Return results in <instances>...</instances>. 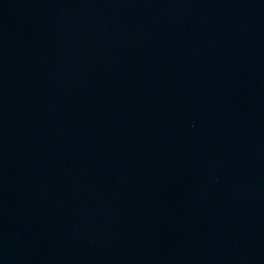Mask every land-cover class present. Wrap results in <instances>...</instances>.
<instances>
[{
  "label": "water",
  "instance_id": "1",
  "mask_svg": "<svg viewBox=\"0 0 264 264\" xmlns=\"http://www.w3.org/2000/svg\"><path fill=\"white\" fill-rule=\"evenodd\" d=\"M0 264H264V0H0Z\"/></svg>",
  "mask_w": 264,
  "mask_h": 264
}]
</instances>
